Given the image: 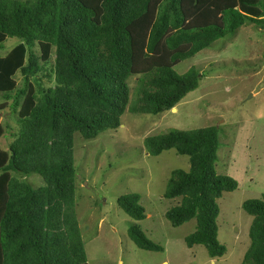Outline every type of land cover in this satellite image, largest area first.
<instances>
[{"label":"trees","instance_id":"1","mask_svg":"<svg viewBox=\"0 0 264 264\" xmlns=\"http://www.w3.org/2000/svg\"><path fill=\"white\" fill-rule=\"evenodd\" d=\"M150 1L101 0L95 21L94 9L80 0H0V50L8 38L19 40L0 57V98L10 101L18 124L8 150L0 148V264H87L75 214L73 135L92 139L117 129L126 110L157 115L197 89L201 74L195 67L177 74L156 66L138 77L135 100L129 102L133 56L128 29ZM184 23L181 0H160L146 30L145 55L162 40L173 51L170 61L185 60L245 24L264 29V0H236L235 8L221 11V26L186 29ZM183 45L189 46L186 51L176 50ZM143 145L150 156L174 149L188 157V171L170 172L163 197L180 201L165 218L173 227L195 219L186 246H203L211 259L223 256L217 200L235 190L237 182L215 170L218 128L169 129L145 137ZM31 175L42 184L34 187L27 180ZM139 198L124 194L116 203L138 221L145 218ZM241 207L252 219L240 264H264V196L245 200ZM127 234L142 250L162 251L136 225Z\"/></svg>","mask_w":264,"mask_h":264},{"label":"rangeland","instance_id":"2","mask_svg":"<svg viewBox=\"0 0 264 264\" xmlns=\"http://www.w3.org/2000/svg\"><path fill=\"white\" fill-rule=\"evenodd\" d=\"M80 1L94 9V19L98 21L101 0ZM159 2L151 0L147 12L129 25L133 56L127 80L129 102L135 100L138 77L153 67L165 65L183 74L193 66L202 76L197 89L189 92L174 110L157 115L126 110L117 129L105 130L92 139H84L79 133L73 135L75 214L87 264H240L249 245L252 219L241 204L264 196V29L245 24L233 36L217 40L185 60L170 61L173 51L167 50L162 40L146 56L145 34ZM229 7L235 8L236 0H181L184 28L221 26V11ZM18 42L17 38H8L0 57ZM188 47L176 50L186 51ZM15 81L21 85L19 73ZM9 106L10 101L0 98L3 150H8L18 130ZM209 126L218 128L215 170L237 182L235 190L223 192L217 200V240L225 245L226 252L214 259L209 258L203 246L189 248L184 242L196 229L195 219L173 227L165 218L166 210L180 201L163 197L170 172L188 171V157L178 155L174 149L150 156L143 145L145 137L169 129L188 131ZM27 180L34 187L42 184L38 175ZM129 193L139 195L144 219L130 218L117 205V197ZM131 225L138 226L162 251L135 246L127 234Z\"/></svg>","mask_w":264,"mask_h":264},{"label":"bare ground","instance_id":"3","mask_svg":"<svg viewBox=\"0 0 264 264\" xmlns=\"http://www.w3.org/2000/svg\"><path fill=\"white\" fill-rule=\"evenodd\" d=\"M173 110H174V108H173Z\"/></svg>","mask_w":264,"mask_h":264},{"label":"water","instance_id":"4","mask_svg":"<svg viewBox=\"0 0 264 264\" xmlns=\"http://www.w3.org/2000/svg\"><path fill=\"white\" fill-rule=\"evenodd\" d=\"M172 110H173V108H172Z\"/></svg>","mask_w":264,"mask_h":264}]
</instances>
